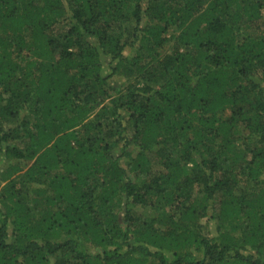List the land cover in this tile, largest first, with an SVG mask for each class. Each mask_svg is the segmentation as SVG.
<instances>
[{
    "label": "trees",
    "instance_id": "obj_1",
    "mask_svg": "<svg viewBox=\"0 0 264 264\" xmlns=\"http://www.w3.org/2000/svg\"><path fill=\"white\" fill-rule=\"evenodd\" d=\"M0 158V264H264V0H0Z\"/></svg>",
    "mask_w": 264,
    "mask_h": 264
},
{
    "label": "rangeland",
    "instance_id": "obj_2",
    "mask_svg": "<svg viewBox=\"0 0 264 264\" xmlns=\"http://www.w3.org/2000/svg\"><path fill=\"white\" fill-rule=\"evenodd\" d=\"M116 81H119V79L116 80ZM4 167H5V166H4V161H2L1 158H0V169H3ZM141 211H142V208H140V207H138V208H136V209H133V212H134L135 214H139ZM121 215L123 216V212H121Z\"/></svg>",
    "mask_w": 264,
    "mask_h": 264
}]
</instances>
